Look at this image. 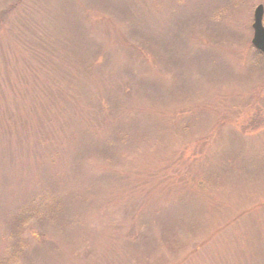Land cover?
Instances as JSON below:
<instances>
[{
    "label": "rangeland",
    "instance_id": "rangeland-1",
    "mask_svg": "<svg viewBox=\"0 0 264 264\" xmlns=\"http://www.w3.org/2000/svg\"><path fill=\"white\" fill-rule=\"evenodd\" d=\"M258 4L0 0V264H264Z\"/></svg>",
    "mask_w": 264,
    "mask_h": 264
},
{
    "label": "water",
    "instance_id": "water-1",
    "mask_svg": "<svg viewBox=\"0 0 264 264\" xmlns=\"http://www.w3.org/2000/svg\"><path fill=\"white\" fill-rule=\"evenodd\" d=\"M264 7L258 4L253 11V21L251 24L252 38L251 45L259 51L264 57V24H263Z\"/></svg>",
    "mask_w": 264,
    "mask_h": 264
},
{
    "label": "trees",
    "instance_id": "trees-1",
    "mask_svg": "<svg viewBox=\"0 0 264 264\" xmlns=\"http://www.w3.org/2000/svg\"><path fill=\"white\" fill-rule=\"evenodd\" d=\"M100 48L104 49L105 47L103 45H100L99 46ZM257 51V50H256ZM257 54L258 56H261L262 57V54L257 51ZM110 68L113 69L114 72H118V69L114 66V64H111ZM119 76H121V72L119 71L118 73ZM149 87V86H148ZM187 128V127H186ZM184 128V129H186ZM43 200V199H42ZM41 200V201H42ZM40 201V203H41ZM43 219V210L41 207H31L29 209H25L23 211V214L21 216V220L19 221V224H20V227L21 228H27L29 226V223L32 221V220H35V219ZM36 236V235H34ZM12 238L11 235H9V240ZM26 245H24L23 243H21V249L24 248ZM15 258H17L16 254L13 252V253H9L7 258H6V261L7 262H12L13 260H15Z\"/></svg>",
    "mask_w": 264,
    "mask_h": 264
}]
</instances>
